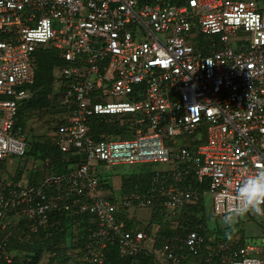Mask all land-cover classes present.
Here are the masks:
<instances>
[{
  "label": "built area",
  "instance_id": "built-area-1",
  "mask_svg": "<svg viewBox=\"0 0 264 264\" xmlns=\"http://www.w3.org/2000/svg\"><path fill=\"white\" fill-rule=\"evenodd\" d=\"M260 1L0 0V231L7 232L0 264L11 263L6 239L21 221L22 240L49 235L56 211L91 219L79 260L85 264H105L109 246L122 259L151 255L153 264H182L175 251L181 248L200 255L205 239L195 231L149 245L151 234L126 227L127 212L156 207L178 217L201 197L183 185L190 179L206 185L202 196L222 219L239 206L237 185L264 170ZM38 47L56 50L64 63L63 122L54 125L50 144L81 162L61 174L42 170L31 181L27 169L12 175L7 166L28 151L15 120L32 95ZM100 115L120 116L125 134L93 139L88 119ZM27 159L33 169L37 161ZM96 164L170 169L154 176L146 194L132 191L113 201L103 196ZM243 215L264 222V215ZM239 239L235 233L215 242L206 262L264 264V242L240 245Z\"/></svg>",
  "mask_w": 264,
  "mask_h": 264
},
{
  "label": "trees",
  "instance_id": "trees-1",
  "mask_svg": "<svg viewBox=\"0 0 264 264\" xmlns=\"http://www.w3.org/2000/svg\"><path fill=\"white\" fill-rule=\"evenodd\" d=\"M63 64L64 63L58 57L57 51L54 49L38 47L33 52L35 77L33 84L30 86L32 96L20 105L15 120V124L17 126H20L22 129H26L27 118L32 112L35 111H47V115H56L57 117L50 124L52 126H58L63 122L61 119V116L63 115V107L61 105V102L64 89L61 86L60 91L58 93H54L52 88V82L54 80L52 70L58 66H62ZM120 118V116L116 117L112 115L90 117L88 119V124H90V129L93 133V139L100 140L106 135L125 134V131L128 127L125 124L120 125L118 123ZM120 136L126 137L125 135ZM28 143L30 144L24 158L36 157L42 160V164L39 167V170H34L36 175H41L42 170L47 174H61L68 171L69 165H75L76 163L81 162L80 155L74 153H60L50 144L47 138H43L42 143H38L36 139H33L32 142ZM46 161L48 162V165L44 166L43 163ZM2 166L3 164L0 162V167ZM38 179L40 178H36V180ZM105 183V181L101 180V185L103 188L106 187ZM132 184L133 185L128 186V190H132L133 187L138 183ZM183 185L189 186L191 189L196 190L201 195L200 199L194 204L187 205L181 211L182 213L180 212L181 214H179V216L177 217L176 222L177 226L179 225L177 230L172 231L171 229V231H168L166 230L169 228V226L167 225L166 228H162V232H159L160 230L158 228L157 236L161 233H167V235H169V238H172L173 236L184 237L187 232L195 231L205 239V247L200 252V255L193 257L188 254L186 249L184 248L175 251L178 255L183 257L182 264H208V262H206V251L213 249L215 242L219 241L221 238H224L225 235H231L232 233H227L228 230L226 228L228 227L212 228L207 225L206 213L203 203L204 199L202 198V193L206 190L205 184L198 185L193 181L190 182V179H188L187 182H183ZM142 186H139V188L143 189L142 192H145L144 190L148 188V185L146 187L144 186L145 188H141ZM50 216L52 226L49 229V235H46L45 233L39 231L35 234L27 235L26 240H22L20 234L22 229H26L25 221H21L19 226L15 227L12 230L11 234L6 239L5 246L6 250L13 254L10 264H38V260L40 262L39 257L41 258V255H39L40 250L45 249L53 253V249H57L58 247H60L65 233H67L68 229H70L67 226L69 223L73 226H77L78 228L80 226V234L77 237V242L80 247L84 246V244L87 242V230L92 227V224H90L91 219H89L88 216H73L70 213L63 211L52 212ZM162 218L163 217L161 216L159 209L153 207V209L151 210V217L149 219V222L146 226L143 227V230L146 231L147 234H151V230H153L156 225H158V227L162 225ZM251 220L254 221L257 225H263V223L256 222L255 219ZM163 221L169 223L164 218ZM126 227L128 229L132 228V222L129 221ZM262 232L263 240H261L260 237L259 240L251 243L264 242V227L262 228ZM6 233L7 232L5 231H0V239L1 235H5ZM237 234L240 237L238 243L240 245L247 244L246 241L249 238H246V236L245 238L247 240H244L241 234H239L238 232ZM59 253L61 255L66 254L65 251H63L62 253L59 251ZM49 259L50 261H52L53 257L52 259ZM77 264L85 263L79 261ZM105 264H153V260L151 255H139L135 258L122 259L118 256L115 248L109 246L106 249ZM211 264H216V261L214 260L213 262H211Z\"/></svg>",
  "mask_w": 264,
  "mask_h": 264
},
{
  "label": "rangeland",
  "instance_id": "rangeland-1",
  "mask_svg": "<svg viewBox=\"0 0 264 264\" xmlns=\"http://www.w3.org/2000/svg\"><path fill=\"white\" fill-rule=\"evenodd\" d=\"M243 1H245V0H243ZM258 5L264 10V1L258 2ZM57 27H58V25L55 23L53 25V28H57ZM243 38H245V37L243 36ZM208 39L209 38H203L204 42L207 41ZM59 68H60V66H58L52 70L53 71L52 74L54 76V80L52 82V88H53L54 93H58L60 91V87H61V80L59 79V76H60V69ZM51 95H50V97H51ZM56 117L57 116L54 114L47 115V111L32 112L27 118V128L25 129L26 130L25 132L28 135V142H32L33 139L34 140L36 139L38 143H42L43 138H47V140H48V135L50 134L51 129H52V125H50V124L53 122V120ZM178 142H181V141L179 140ZM28 144H30V143H28ZM27 161H25V158H22V157H11L10 162L8 163V166H7V170L9 172V174L14 175L17 172V168H20V169L23 168V169H27L28 171H30L32 165L30 163H28ZM39 161L42 162L41 159H39ZM37 164H41V163L37 162ZM103 166L104 167L101 169V171H103V174L104 173L111 174L112 177H113V175H115V177H116V174L118 176L119 175L121 176L124 174L136 173L138 170H141V169H146V170L157 169V168L164 167L165 165L164 164H140V165H133V166L120 165V166H116V167H111V166H106V165H103ZM33 169L37 170L38 165H36ZM104 170H105V172H104ZM98 174H99V172H98ZM29 175H31V173ZM109 183L113 185L114 182H112V180L110 179ZM115 200L120 201L119 198H115ZM203 203H204V208H205V213H206L207 225H209L212 228H215V227L226 228V227H228L222 222V219H220L216 216H212L211 203H210V198L208 196L203 200ZM181 213H179V214H181ZM127 214L129 217L135 218L138 221L137 223L140 226H144L149 222L150 214H149V211L147 209H130V210H128ZM160 214L169 223L164 222L163 218H162V220H161L162 225H160V227H158L160 230L159 232H162V228H166L167 225L169 226V228L166 229L168 231L169 230L171 231V229H172V231H175L178 229L179 225L177 226V223H176L177 217H172V216L165 217L164 215H162V213H160ZM249 218L250 217H247L246 215H240L238 217H235L234 225H236V226H232L231 228H229V227L226 228L228 230L227 233H232L231 235H234L235 233L238 232L239 234H241V236L243 237L244 240H247L246 238H249L248 239L249 242L247 240L246 243L255 242V241L259 240L260 237H261V240H263L262 228L264 227V222L255 219L256 222L263 223V225H257L254 221L251 220L254 218H251V219H249ZM258 219H260V218H258ZM67 226L71 230L68 229L67 233H65L60 247H58L57 249H53V251H54L53 253H51L49 250H45V249L40 250L39 255H41V258L39 257L40 262L38 260V264H77L79 262L80 257H81V250L83 248V246L80 247L78 245V242H77V237L80 234V226L78 228L77 226H73L70 223ZM156 226H158V225H156ZM172 227H174V228H172ZM151 232H152L153 236L150 238V240L148 242L149 245L156 243V246H157L159 241H162L163 239L169 237V235H167V233L166 234L161 233L160 235L157 236V230H151ZM65 248H67V249H65ZM58 250L61 253L63 251H65L66 254L61 255ZM52 257H53V260L50 261L49 258L52 259Z\"/></svg>",
  "mask_w": 264,
  "mask_h": 264
},
{
  "label": "clouds",
  "instance_id": "clouds-1",
  "mask_svg": "<svg viewBox=\"0 0 264 264\" xmlns=\"http://www.w3.org/2000/svg\"><path fill=\"white\" fill-rule=\"evenodd\" d=\"M53 128H54V126H52L51 131L53 130ZM25 131L26 130L23 129V132H25ZM25 136L28 138V135L26 132H25ZM48 140L50 142V136L49 135H48ZM30 158H33V159H35V161L42 164V162H40L38 158H36V157H30ZM27 160L28 159L25 158V161H27ZM41 164L36 163V165H38L37 170H39V167L41 166ZM19 170H20V168H17L18 172H19ZM30 173H31V181L36 180V178H40V177L36 176L34 169H30ZM236 196H237V199L239 201V206L235 207L234 209H231L230 211H227L222 217V222L226 226L231 228L235 223V217H238V216L243 215V214L248 213V212H251V213L257 214V215H264V207L261 206V205H264V170L256 171V172H253V173L247 175L237 185ZM135 209H137V208H135ZM130 222H132V228H139L142 230H143V227L147 225L146 224L144 226H140L137 223L138 221L135 218H131ZM153 230L158 231V226H155L153 228ZM151 235L153 236L152 232H151Z\"/></svg>",
  "mask_w": 264,
  "mask_h": 264
},
{
  "label": "crops",
  "instance_id": "crops-1",
  "mask_svg": "<svg viewBox=\"0 0 264 264\" xmlns=\"http://www.w3.org/2000/svg\"><path fill=\"white\" fill-rule=\"evenodd\" d=\"M96 166H97L96 172L97 171L99 172V174L97 172V175L99 176L100 180L106 182L105 183L106 187L103 188L104 190L102 192L103 196L113 201H115V198H119L120 200L123 196L129 194L132 191L146 194L151 188V183L154 176L155 175L162 176L164 174L163 172L165 171L168 172V169H170L168 165H165L164 167L157 169H150V170L141 169L138 170L136 173L124 174L121 176L120 175L118 176L116 174V177L115 175H113L112 177L111 174H106V173L103 174V171H101V169L104 167L103 164H96ZM111 167H116V166H111ZM36 176L40 177V175H36ZM110 179L112 180V182H114L113 185L109 183ZM132 183H138L137 185L139 186L143 185L141 188H145L148 185V188L144 190L145 192H142L143 189H140L139 186L135 185L132 190L131 189L128 190L129 188L128 186L133 185ZM202 198L205 199L206 197L202 196ZM147 210L149 211L151 217V209H147Z\"/></svg>",
  "mask_w": 264,
  "mask_h": 264
}]
</instances>
